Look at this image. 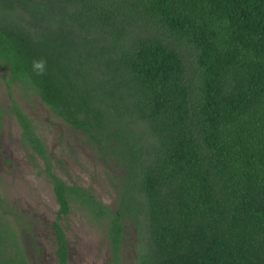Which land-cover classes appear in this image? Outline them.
<instances>
[{"label":"trees","instance_id":"trees-1","mask_svg":"<svg viewBox=\"0 0 264 264\" xmlns=\"http://www.w3.org/2000/svg\"><path fill=\"white\" fill-rule=\"evenodd\" d=\"M0 80V120L57 204V264L71 206L103 227L112 264L126 222L130 264H264V0H0ZM11 86L120 168L114 209L51 171ZM23 231L0 195V264H29Z\"/></svg>","mask_w":264,"mask_h":264},{"label":"rangeland","instance_id":"rangeland-1","mask_svg":"<svg viewBox=\"0 0 264 264\" xmlns=\"http://www.w3.org/2000/svg\"><path fill=\"white\" fill-rule=\"evenodd\" d=\"M9 92L0 80V104L7 106ZM10 96L31 119L35 132L49 155L51 171L67 184L89 190L110 209L115 208L120 168L100 157L83 135L53 116L35 96H24L11 86ZM42 162L32 164L20 140V129L11 115L0 120V195L23 215L31 234L23 231L22 245L29 264H57L51 225L57 204L51 185L42 172ZM69 264H112L109 244L101 225L92 223L74 206L60 217ZM135 231L126 222L117 264H130L134 255Z\"/></svg>","mask_w":264,"mask_h":264},{"label":"clouds","instance_id":"clouds-1","mask_svg":"<svg viewBox=\"0 0 264 264\" xmlns=\"http://www.w3.org/2000/svg\"><path fill=\"white\" fill-rule=\"evenodd\" d=\"M32 70L37 75H42L45 72L46 61L44 59L33 60L31 63Z\"/></svg>","mask_w":264,"mask_h":264}]
</instances>
